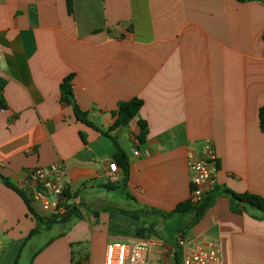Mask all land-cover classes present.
I'll list each match as a JSON object with an SVG mask.
<instances>
[{
	"label": "crops",
	"instance_id": "1",
	"mask_svg": "<svg viewBox=\"0 0 264 264\" xmlns=\"http://www.w3.org/2000/svg\"><path fill=\"white\" fill-rule=\"evenodd\" d=\"M0 55V264H21L28 249L24 264H104L107 244L127 240L151 243V264H170L174 242L161 222L179 214L153 211L190 200L188 162L202 157L205 140L215 146L217 188L264 198V0H0ZM68 77L101 132L62 102ZM133 99L143 101L139 116L107 135L119 104ZM117 147L129 167L118 165L111 183ZM56 163L83 218L30 237L35 218L4 179L20 188L23 172ZM235 209L219 196L178 236L215 242L223 264H264V213ZM154 224L157 235L139 237Z\"/></svg>",
	"mask_w": 264,
	"mask_h": 264
},
{
	"label": "built area",
	"instance_id": "2",
	"mask_svg": "<svg viewBox=\"0 0 264 264\" xmlns=\"http://www.w3.org/2000/svg\"><path fill=\"white\" fill-rule=\"evenodd\" d=\"M133 155L142 156L138 149L133 151ZM149 155V152L144 154L146 157ZM188 166L192 184L190 202L196 205L217 187V154L211 140L203 142L202 157H191ZM118 171V164L111 162L108 168L111 183L117 182ZM18 183L20 188L16 187L31 202L39 204L45 218L61 219L69 210L81 206V200L68 188L61 163L23 172ZM179 243L183 246V264H223L221 248L215 242L203 239L189 244L179 239ZM152 257L153 248L149 242L112 241L106 246L104 264H151Z\"/></svg>",
	"mask_w": 264,
	"mask_h": 264
},
{
	"label": "trees",
	"instance_id": "3",
	"mask_svg": "<svg viewBox=\"0 0 264 264\" xmlns=\"http://www.w3.org/2000/svg\"><path fill=\"white\" fill-rule=\"evenodd\" d=\"M238 1L246 2L250 0H238ZM71 81H72V77H68L61 84L62 102L72 106L75 116L79 122L87 126H90L96 129L97 131L101 132V130H99L94 124H92L88 120L87 113L82 111L81 108L77 105L75 98H74L73 91H72ZM5 85H6L5 80L0 78V104L2 108H5V103L3 99V90H4ZM142 107H143V101L140 99H133L129 102H124V103L119 104L117 112L113 113V117H115V122L106 134L110 135L114 131L128 127L131 121L139 116V113ZM259 121H260V128L264 132V107L260 109ZM139 128H140V133L137 136V139L141 144H144L147 140V136L149 132L148 125L145 121L140 120ZM82 138L84 141H86L84 135H82ZM112 138L116 139L114 137ZM117 148H118V152L115 155L114 160L123 169L128 171V167H129L128 160L124 152L119 147ZM4 181L8 187L15 190L22 197V199L24 200L28 208L29 213L35 218L36 227L31 232L30 237L40 234L42 230L48 231L56 224L66 223L70 221L71 218L68 221H61V219L59 218H44L43 216H40L39 214L36 213V211L31 205V201L26 197V195L23 192H21L18 188H16V186H14V184H12L7 178H5ZM108 187H110V185H108ZM219 196H227L230 198L233 212H237L235 209L236 204L237 205L244 204L254 210L264 213V198L263 197L258 196V195H253V194H239L229 189H219L217 187L212 192L208 193L203 198V200L196 205H193L190 202V200H188L184 203H181L174 212L163 213V212L153 211V213L161 215L164 218L171 217L175 214L191 215L192 216L191 222L180 230V232H182L186 228L187 229L191 228L192 226L199 223L203 219L207 211L215 205V201L217 197ZM72 217H78L80 220L83 218L81 206L77 207V210ZM140 231L143 233V234H140V233L138 234L140 238L145 237V232H148L149 235L152 233H154L155 235L158 234L156 231V224H154L153 226H150L147 231L144 228H141ZM172 245L174 249L173 264H183L182 246L179 244L178 241H176Z\"/></svg>",
	"mask_w": 264,
	"mask_h": 264
},
{
	"label": "rangeland",
	"instance_id": "4",
	"mask_svg": "<svg viewBox=\"0 0 264 264\" xmlns=\"http://www.w3.org/2000/svg\"><path fill=\"white\" fill-rule=\"evenodd\" d=\"M127 133L124 132V137L126 138ZM121 138V137H120ZM131 147V145L129 144V148ZM70 223H68V228L71 227L74 223L78 222L80 219L78 217H71L70 219ZM191 220L190 217L186 216L185 218L179 217V215H175L169 219H167L164 223L161 222L162 224H165V231H163L162 233V237L164 239H170V242H176L178 237L181 240H185L184 236H178L180 233V230L182 228H184V226ZM57 225V224H56ZM55 225V226H56ZM60 227L56 228L48 233H45L38 241H36V244L39 246H43L46 242L47 239H49L50 237H53L54 235H56L57 230H59ZM180 244V243H179ZM182 246V245H181ZM183 248V246H182ZM29 254V249L24 253V257L22 259L21 264H24V261H26L25 258H27ZM162 256V255H161ZM162 258V257H161ZM159 264H161V262L159 261ZM170 264H173V257L172 260L170 259Z\"/></svg>",
	"mask_w": 264,
	"mask_h": 264
},
{
	"label": "water",
	"instance_id": "5",
	"mask_svg": "<svg viewBox=\"0 0 264 264\" xmlns=\"http://www.w3.org/2000/svg\"><path fill=\"white\" fill-rule=\"evenodd\" d=\"M76 210H77V208H73V209L69 210V211L65 214V216H63V217L61 218V221H68V220H69V219L75 214Z\"/></svg>",
	"mask_w": 264,
	"mask_h": 264
}]
</instances>
